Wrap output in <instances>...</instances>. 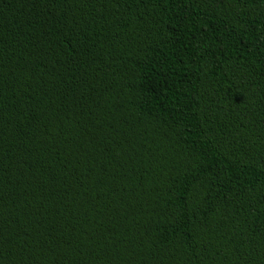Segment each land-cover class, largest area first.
<instances>
[{"label":"trees","instance_id":"obj_1","mask_svg":"<svg viewBox=\"0 0 264 264\" xmlns=\"http://www.w3.org/2000/svg\"><path fill=\"white\" fill-rule=\"evenodd\" d=\"M0 264H264V0H0Z\"/></svg>","mask_w":264,"mask_h":264}]
</instances>
